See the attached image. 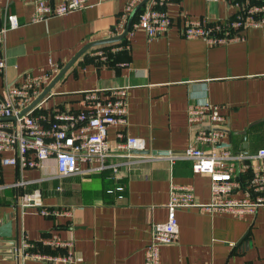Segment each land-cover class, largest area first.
Instances as JSON below:
<instances>
[{
    "label": "crops",
    "instance_id": "1",
    "mask_svg": "<svg viewBox=\"0 0 264 264\" xmlns=\"http://www.w3.org/2000/svg\"><path fill=\"white\" fill-rule=\"evenodd\" d=\"M87 2L82 10L35 20L32 1L0 0V23L8 14L17 15L20 22L0 43L7 61L0 95L20 74H38L50 63L61 71L88 43L115 37L114 29L134 0ZM165 8L174 22L167 33L149 39L132 23L122 40L91 47L34 107L36 114H43L48 125L58 112L85 109L87 91L104 95L108 89L127 87V124L108 128L110 142L122 132L144 139L149 153L180 154L197 145L200 132L217 130L223 134L217 150L256 154L264 146V25L242 31L244 39L235 43L209 46L181 33L185 21L228 19L236 13L233 6L221 0H168ZM201 102L218 106L222 120L212 122L205 116L190 123V106ZM199 146L210 152V146ZM56 174L52 159L43 170L6 166L0 167V183ZM249 174L236 175L239 188L233 197L249 192ZM172 183L191 186L200 204L212 200L210 177L195 173L189 159H154L124 165L118 177L109 170L24 189L54 191L42 199L43 206L57 211L52 216L16 208L23 189L6 187L0 190V228L12 220V236H0V263L49 264L22 258L23 241H28L31 250L41 253L74 252L81 260L73 264H146L145 248L154 226L167 220ZM119 186L122 192L116 190ZM177 219L178 241L160 247L161 264H264L263 207L240 218L179 208ZM54 236L72 241L73 249L46 245Z\"/></svg>",
    "mask_w": 264,
    "mask_h": 264
},
{
    "label": "built area",
    "instance_id": "2",
    "mask_svg": "<svg viewBox=\"0 0 264 264\" xmlns=\"http://www.w3.org/2000/svg\"><path fill=\"white\" fill-rule=\"evenodd\" d=\"M36 6L35 20L43 17L60 16L79 11L88 6L87 0H29ZM134 0L121 18L113 36L124 29L128 16L135 4ZM228 2L236 13L228 19L214 22L203 19L186 20L181 33L187 38L199 37L207 45L229 44L244 39L242 31L264 25V0H221ZM168 0H150L139 14L133 28L145 31L149 39L167 33L174 25L173 18L166 10ZM20 26L15 14H8L0 23V43H3L8 31ZM104 57V55H103ZM7 68L5 57L0 54V75ZM59 65L41 69L38 74L24 72L15 84L5 88L0 95V167L16 166L24 170H43L49 160H54L57 169L55 176L26 181L18 180L6 187L23 189L18 197L16 208L37 209L43 216L55 215L57 211L43 206L44 196L54 191H44L41 187L26 191L33 184H42L47 180L63 179L75 175H86L102 171H112L117 177L124 165L148 162L154 159H189L195 173L206 174L211 179L212 200L208 204L197 202L191 186L171 184L167 205L168 216L163 224L154 226L150 243L145 248L146 264H161L160 247L174 244L179 238L177 210L179 208L198 207L208 212H228L235 217H243L264 208V146L256 154L235 153L229 149L217 150L222 133L217 130L202 131L197 135V145H191L180 154L141 153L147 150L144 139L118 133V139L110 142L108 128L113 125L127 124V87H116L104 91L91 90L85 93V109L78 113L58 112L53 121L46 125L43 114H36L35 108L21 114L41 94L47 85L59 73ZM208 116L212 122L222 120L219 107L207 102L190 106L189 121L196 123ZM3 119V120H2ZM199 145L210 146V152ZM249 172V192L243 198L233 197L239 188L236 175ZM62 188L57 187L60 191ZM122 192L123 187L116 189ZM17 209V210H18ZM69 213V212H68ZM46 245L73 249L72 241L61 240L58 236L45 241ZM22 258H33L49 264H73L81 260L74 252L67 255H54L33 251V244L23 241ZM20 249V247H19ZM4 264V263H0ZM10 264H19L10 263Z\"/></svg>",
    "mask_w": 264,
    "mask_h": 264
},
{
    "label": "water",
    "instance_id": "3",
    "mask_svg": "<svg viewBox=\"0 0 264 264\" xmlns=\"http://www.w3.org/2000/svg\"><path fill=\"white\" fill-rule=\"evenodd\" d=\"M149 2V0H142L140 1L131 11L129 18L127 20L126 26L124 31L122 32V34L115 36V37H111L108 39H103V40H99V41H94L91 43H88L85 47H83L70 61L69 63H67V65H65V67H63L61 69V71L54 77V79L47 85V87L41 92V94L33 101V103L27 107L26 109H24V111H22L21 114H26L27 112H29L30 110H32L35 106H37L44 98L45 96L50 93L53 89V87L57 84V82L62 78V76L69 70V68L78 60V58L84 53L86 52L88 49H90L91 47L94 46H98L101 44H106V43H113V42H118L120 40H122L123 38L126 37V35L128 34L131 25L133 23V20L136 16V14L142 9L144 8V6ZM3 120V119H2ZM141 153H149V151L145 150L142 151ZM13 215H11L12 217ZM11 226H12V220L8 221L7 225L3 226L0 228V236L1 237H11L12 233H11ZM8 228V229H7ZM7 231H4L6 230Z\"/></svg>",
    "mask_w": 264,
    "mask_h": 264
},
{
    "label": "trees",
    "instance_id": "4",
    "mask_svg": "<svg viewBox=\"0 0 264 264\" xmlns=\"http://www.w3.org/2000/svg\"><path fill=\"white\" fill-rule=\"evenodd\" d=\"M145 8V7H144ZM144 8H142L137 14H136V16H135V18H134V21H137L138 20V17H139V14L144 10ZM134 23V22H133ZM112 45H114V44H112Z\"/></svg>",
    "mask_w": 264,
    "mask_h": 264
}]
</instances>
